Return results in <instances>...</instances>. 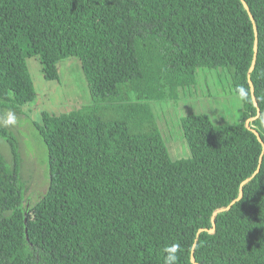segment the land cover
Segmentation results:
<instances>
[{
  "label": "trees",
  "instance_id": "obj_1",
  "mask_svg": "<svg viewBox=\"0 0 264 264\" xmlns=\"http://www.w3.org/2000/svg\"><path fill=\"white\" fill-rule=\"evenodd\" d=\"M244 1L258 34L250 126L264 144V0ZM254 40L241 0H0V117L36 99L28 57L47 82L77 59L91 98L41 114L49 184L33 204L0 126L12 158L0 154V264H163L173 243L178 264H193L192 250L197 264H264V151L245 127ZM199 69L246 90L240 121L181 117L190 158L172 161L150 103L190 97ZM212 219L215 232L196 238Z\"/></svg>",
  "mask_w": 264,
  "mask_h": 264
},
{
  "label": "rangeland",
  "instance_id": "obj_2",
  "mask_svg": "<svg viewBox=\"0 0 264 264\" xmlns=\"http://www.w3.org/2000/svg\"><path fill=\"white\" fill-rule=\"evenodd\" d=\"M40 40L38 49H47L45 36ZM26 63L34 83L36 99L22 108L20 114H14L16 123L13 125L4 123L9 112L4 113L0 117V126L12 132L17 140L22 191L25 203L33 204L46 192L49 184L47 149L37 131V126L41 125V114L68 113L80 106L89 105L91 98L77 59L70 58L58 64L59 80L55 82L44 80L37 58L28 57ZM229 82L227 73L222 70L199 69L197 85L190 97L176 102L150 103L172 161L190 158L179 125L181 117L203 114L215 125H233L240 121L242 101L230 91ZM0 154L8 165H12L9 147L1 138Z\"/></svg>",
  "mask_w": 264,
  "mask_h": 264
},
{
  "label": "water",
  "instance_id": "obj_3",
  "mask_svg": "<svg viewBox=\"0 0 264 264\" xmlns=\"http://www.w3.org/2000/svg\"><path fill=\"white\" fill-rule=\"evenodd\" d=\"M241 3H242V6L244 7V9L247 11V13H248V15H249V17H250V20H251L252 23H253L254 36H255L254 47H253L254 58H253V63H252V65H251L250 70H249V73H248V84H249V87H250V93H251V97H252V100H253V104H254V106L256 107V109H257L256 111H257V112H256V116H255V117L246 120V122H245V127H246L248 130H250V131H251V132L257 137L258 141L260 142V144H261V146H262V153H263V151H264V144H263V142H262V140H261V138H260L258 132L250 126V123H251L252 121L256 120V119L259 117V115H260V109H259V107H258V103L256 102V100H255V96H254V87H253L252 81H251V79H250V73L252 72V70H253V68H254V62H255V59H256V56H257L258 34H257V29H256V27H255L254 19H253L251 13H250V10H249L248 5L246 4V2H245L244 0H241ZM261 161H262V159L260 158L258 168L256 169V171L254 172V174L252 175V177H251L250 179H252V178L258 173L259 168H260ZM250 179H247V180L243 181L242 184H241V187H242L245 183H247ZM241 196H242V192H240V194H239V196H238V198H237L236 200L232 201V202H231V203H230L225 209H221V210H219V211L229 210V209L231 208V206H232L236 201H238V200L241 198ZM202 232H207V233H209V234H213V233L215 232V223H214V220H213V219H212V227H211L210 229H199L198 232H197V234H196V238H197V237L199 236V234L202 233ZM191 262H192L193 264H197V263L194 261L193 250H192V253H191Z\"/></svg>",
  "mask_w": 264,
  "mask_h": 264
},
{
  "label": "clouds",
  "instance_id": "obj_4",
  "mask_svg": "<svg viewBox=\"0 0 264 264\" xmlns=\"http://www.w3.org/2000/svg\"><path fill=\"white\" fill-rule=\"evenodd\" d=\"M238 92L241 98H245L247 96V92L244 88H239ZM6 125H13L16 123V117L11 112L8 113L6 120L4 121ZM181 251V247L178 243H173L167 246L164 249L165 255L163 264H178L179 255L178 253Z\"/></svg>",
  "mask_w": 264,
  "mask_h": 264
}]
</instances>
